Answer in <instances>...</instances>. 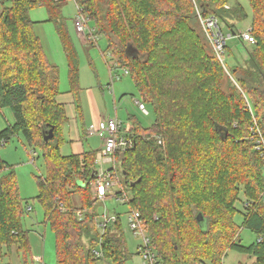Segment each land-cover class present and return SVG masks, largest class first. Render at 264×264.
<instances>
[{"label":"trees","instance_id":"obj_1","mask_svg":"<svg viewBox=\"0 0 264 264\" xmlns=\"http://www.w3.org/2000/svg\"><path fill=\"white\" fill-rule=\"evenodd\" d=\"M6 1L11 0H0V109L9 108L15 124L0 132V147L22 134L31 147L43 151L48 175L38 178L37 199L56 236L57 264H97L100 259L126 264L130 255L121 220L100 235L98 215L83 213L72 204V196L84 190L81 205L91 208L86 191L93 180L96 152L59 153L67 121L65 105L59 101V69L47 58L28 19L35 6L46 8L65 53L69 94L80 113V58L62 14L69 0H12L5 7ZM76 1L95 34L105 36V59L111 69L114 64L127 69L143 103L147 97L152 102L155 123L144 128L129 117V129L122 131L133 136L134 146L117 153L116 163L121 184L131 194L125 204L129 211L141 212L160 264H223L227 250L264 264V204L250 208L244 227L263 233L262 241L245 247L241 237L234 239L240 194L251 200L264 191V163L251 141L254 119L264 134V0H249L256 43L236 38L248 55L244 64L235 57L237 64L230 66L242 93L225 74L196 10L203 17L215 16L237 35L236 24L247 18L240 4ZM230 52L226 44L225 53ZM51 129L54 137L46 142ZM2 172L0 264H8L3 263L4 247L7 252L15 247L26 257L30 246L28 233L22 230L25 212L14 170L1 162ZM200 214L202 222L197 220ZM97 246L101 258L93 253Z\"/></svg>","mask_w":264,"mask_h":264},{"label":"rangeland","instance_id":"obj_2","mask_svg":"<svg viewBox=\"0 0 264 264\" xmlns=\"http://www.w3.org/2000/svg\"><path fill=\"white\" fill-rule=\"evenodd\" d=\"M240 4L247 14L245 20H241L236 24L238 31H247L252 26V9L249 0H231V6ZM11 1H6L5 7H10ZM227 8V7H226ZM1 10V8H0ZM197 10V9H196ZM69 34L75 44L80 58V105L83 113V119L76 120L74 116L73 106L68 101L65 106L67 121L63 124L61 135L64 143L61 145L59 153L62 156H70L82 150L99 151L103 146V140L98 135H88L87 131L92 123L98 122L102 118H117L122 122L125 130L129 129V117L135 118L144 128H151L155 123L156 115L151 105L150 97L144 98L148 113L141 112L138 108V101H142V97L138 94L133 79L130 76L124 75L121 69H116L112 76L118 74L121 76L119 80L112 82L109 65L106 62L108 44L105 36H100L96 45L90 46L78 36L75 29V20L78 15L77 6L74 0L67 1L62 10ZM28 19L33 23L34 33L41 40L44 52L51 63L59 69L60 76V91L63 94V99L70 98L69 96V80L68 66L63 51L60 39L57 35L54 23L49 21L47 10L43 6H35L28 13ZM165 22H162L164 24ZM89 25L94 28L93 24ZM202 25V24H201ZM223 33L228 39V35L232 34V38L227 40V46L232 53H225L224 72L227 77H230L232 84L242 93L241 87L236 84L234 77L231 74L230 66L236 65L238 61L244 64L248 57L246 49L233 35L228 26L220 23ZM236 57V61L234 58ZM111 68V67H110ZM112 83V84H111ZM109 84H111L109 86ZM227 86V85H226ZM226 86H224L226 88ZM231 87V86H230ZM151 102V103H150ZM256 120V119H255ZM78 128H76V124ZM257 127H254V132L261 130L258 121ZM15 124V118L9 108L0 109V132L9 125ZM259 130H258V129ZM80 132V139L77 132ZM154 131L152 134H154ZM163 139V137H162ZM160 143L158 142V145ZM157 145V144H156ZM163 145V149H164ZM3 162L10 166L15 173L18 191L23 199L24 216L22 218V230L28 233L30 253L24 257L21 253L12 247L8 252L3 248V263L8 264H39L37 258H41L44 264H57L56 261V236L51 226L45 222V213L42 205L38 202L39 196L38 178H45L48 175L47 165L43 156V151L37 147H31L25 140L22 134L13 136L8 143L0 147V163ZM96 165V157L95 164ZM119 166V164H117ZM112 165H106L105 168H111ZM121 176V168L119 167ZM5 175V172L0 173V177ZM87 196L90 199L91 208H84L81 205L80 199L85 191H79L72 196V204L76 210L81 212H95L98 221L100 213H108L110 216L120 215V220L123 227L124 236L127 242V248L130 259L126 264H145V259L138 252V246L141 244V239L136 237L128 225L127 214L129 208L121 200L113 197H108L107 200L98 201L94 197L93 180L89 182ZM120 190V187L114 189V193ZM244 191V189H241ZM130 197V192H127ZM263 192H260L257 197L249 200L242 193L236 203V222L239 229L234 239L241 237L242 245L245 247L253 243H258L260 238H263V233H257L249 229H245V223L248 219L250 209H245V204L258 200ZM113 196V195H112ZM85 198V197H84ZM32 208L31 212L26 209ZM79 208V209H78ZM254 208V207H252ZM247 212V214H246ZM246 214V215H245ZM245 215V217H244ZM248 215V216H247ZM112 226V225H111ZM101 235L102 229L96 228ZM99 251V246H97ZM223 264H253L255 259L248 254L239 253L235 250H227V256L223 259ZM97 264H114L112 260L100 259Z\"/></svg>","mask_w":264,"mask_h":264},{"label":"built area","instance_id":"obj_3","mask_svg":"<svg viewBox=\"0 0 264 264\" xmlns=\"http://www.w3.org/2000/svg\"><path fill=\"white\" fill-rule=\"evenodd\" d=\"M77 6L78 15L75 20V29L78 36L85 43L97 44L99 41V36L95 34V30L89 26V18L84 14L83 8L79 7L77 1L74 0ZM228 8V7H227ZM202 28L211 43L213 50L219 60L224 64L225 62V47L227 40L232 38V34L226 35L222 31L219 20L215 16L203 17L197 9ZM251 28L247 31H238L235 38L246 42L247 44H255L256 38L251 32ZM114 68L119 69L117 64H114ZM124 75H129L127 69L120 68ZM120 75L116 74L111 77L112 82L114 80H119ZM138 108L141 112L148 113L145 103L138 102ZM248 108L251 110L250 105ZM254 125L257 127L256 120H253ZM122 122L117 118H105L98 125L92 124L88 128V135H98L103 140L102 148L96 152V165L93 172V186H94V197L98 201H106L108 197H113L121 200L124 204L128 201V194L124 190L121 184V176L119 175L120 169L116 163V155L120 152H125L134 146L133 136L126 131H122ZM258 129V128H257ZM254 127H252L251 141L253 143V148L258 152L264 163V134L262 131L254 132ZM162 144V141L159 140ZM106 165H112L111 168H105ZM120 187V190L114 193V189ZM113 195V196H112ZM264 204V191L258 200L254 202H247L245 204V209H250L252 207H257ZM60 208L64 210L63 206ZM28 212L32 211L31 207L26 209ZM80 218L82 217L81 212L78 213ZM128 225L136 237L141 239V244L138 246V252L143 255L145 264H160V259L156 254L151 238L148 234L147 224L142 218L141 212L137 209H131L128 214ZM120 219V215L110 216L108 213H100L98 221L96 218L97 227L102 229V233L108 230L111 225L116 224ZM260 238L258 243L262 241ZM93 253L96 257H103V253L94 250ZM39 264H44L43 259L37 258Z\"/></svg>","mask_w":264,"mask_h":264},{"label":"crops","instance_id":"obj_4","mask_svg":"<svg viewBox=\"0 0 264 264\" xmlns=\"http://www.w3.org/2000/svg\"><path fill=\"white\" fill-rule=\"evenodd\" d=\"M84 44H85V42H83ZM87 45H90V46H94V45H96V44H92V43H90V44H88V43H86V46ZM107 62V61H106ZM108 64V63H107ZM109 69H111L110 68V66H109ZM115 70L113 69L112 71H110V74H111V77H112V73L114 72ZM112 84V83H111ZM111 84H109V86L111 85ZM63 95V94H62ZM60 96L59 97V101H60V103H62V104H64L65 106H67L66 104L67 103H65L66 101H68L69 102V104L71 105V106H73V109H74V118L76 119V120H78V118L81 120V119H83V113H82V109H81V112L79 113L78 112V110L76 109V106H75V102H74V97H73V95L72 94H69V96H70V98H65L64 97V99H63V96ZM139 102V101H138ZM103 119H105V118H102V119H100L98 122H95L94 124L95 125H98ZM93 124V123H92ZM76 125V128H78V125H77V123L75 124ZM123 125V124H122ZM130 126V125H129ZM79 129V128H78ZM78 131V130H77ZM127 132V131H126ZM79 131L77 132V136H78V138L80 139V135H79ZM86 151H89V150H82V151H79V152H77L75 155H79V154H82V153H84V152H86Z\"/></svg>","mask_w":264,"mask_h":264},{"label":"water","instance_id":"obj_5","mask_svg":"<svg viewBox=\"0 0 264 264\" xmlns=\"http://www.w3.org/2000/svg\"><path fill=\"white\" fill-rule=\"evenodd\" d=\"M53 137H54V133H53V129H51L50 132H49V134H48V135H45L44 140H45L46 142H48V141L51 140ZM197 220L200 221V222L203 221V217H202L201 214L198 215Z\"/></svg>","mask_w":264,"mask_h":264}]
</instances>
